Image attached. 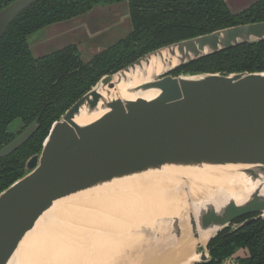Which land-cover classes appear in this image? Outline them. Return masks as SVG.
<instances>
[{"label":"water","instance_id":"95a60500","mask_svg":"<svg viewBox=\"0 0 264 264\" xmlns=\"http://www.w3.org/2000/svg\"><path fill=\"white\" fill-rule=\"evenodd\" d=\"M34 1L0 9V40ZM262 41L264 21L231 25L103 75L53 123L26 173L0 193V264L15 262L20 243L47 215L84 198L156 187L167 204L175 206L177 196L186 204L184 216L130 230L138 239L107 264H147L183 237L208 239L194 246V264H201L212 259L209 244L219 231L242 217L251 216L245 224L264 218V72L172 73ZM37 127L38 119L0 149V158Z\"/></svg>","mask_w":264,"mask_h":264},{"label":"trees","instance_id":"16d2710c","mask_svg":"<svg viewBox=\"0 0 264 264\" xmlns=\"http://www.w3.org/2000/svg\"><path fill=\"white\" fill-rule=\"evenodd\" d=\"M13 0H0V9ZM127 3L132 31L85 61L76 43L34 57L29 36L96 6ZM264 21V0L233 12L225 0H35L7 28L0 40V149L14 139L8 126L39 119L34 136L0 159V193L26 173L27 160L42 150L53 123L105 74L113 73L166 44L247 22ZM264 72V41L217 52L173 70L198 72ZM245 217L237 221L243 222ZM244 249L239 264H264V218L235 230L225 227L209 244L220 264Z\"/></svg>","mask_w":264,"mask_h":264},{"label":"bare ground","instance_id":"6f19581e","mask_svg":"<svg viewBox=\"0 0 264 264\" xmlns=\"http://www.w3.org/2000/svg\"><path fill=\"white\" fill-rule=\"evenodd\" d=\"M160 70L158 65L156 71ZM185 208L181 196L175 198V206L167 204L163 189L156 187L80 199L47 215L20 243L13 264H107L138 239L130 230L161 226L171 214L184 216ZM207 240L183 237L178 248L147 264H194L200 260L194 246Z\"/></svg>","mask_w":264,"mask_h":264},{"label":"rangeland","instance_id":"374dc122","mask_svg":"<svg viewBox=\"0 0 264 264\" xmlns=\"http://www.w3.org/2000/svg\"><path fill=\"white\" fill-rule=\"evenodd\" d=\"M255 1L258 0H233V3H231V0L228 2L225 0L233 12H240L247 9ZM107 7L108 9H105L103 6H96L86 14L35 31L29 36L33 56L40 57L65 45L72 44L82 37L83 41L80 44V51L83 59L87 61L98 52L128 36L132 31V25L127 3L121 2ZM64 27L69 28L70 31L72 28L74 30L65 35L63 34ZM79 27L81 28L78 29ZM49 35H55L56 39L53 42L54 44L50 47H46L44 44L39 46L41 44L40 40ZM21 125L22 121L16 119L10 124L9 131L17 133ZM240 253L244 254L242 251ZM228 264H237V259H232Z\"/></svg>","mask_w":264,"mask_h":264},{"label":"flooded vegetation","instance_id":"af4514ba","mask_svg":"<svg viewBox=\"0 0 264 264\" xmlns=\"http://www.w3.org/2000/svg\"><path fill=\"white\" fill-rule=\"evenodd\" d=\"M18 119H20V118H18ZM38 119V118H37ZM16 120V119H15ZM14 120V121H15ZM21 121H22V125L20 126V128L18 129L19 131L17 132V133H13V132H11V133H13L14 134V139L19 135V134H21L29 125H31V124H29V125H26L24 122H23V120L22 119H20ZM12 123V122H11ZM10 123V124H11ZM10 124H9V126H10ZM9 126H8V130H9ZM38 126H39V119H38ZM37 129H38V127H37ZM37 132V130L34 132V134ZM34 134L30 137V139L34 136ZM13 139V140H14ZM29 139V140H30ZM12 140V141H13ZM28 140V141H29ZM27 141V142H28ZM27 142H25L21 147H19L18 149H16L15 151H13L12 153H10L9 155H11V154H13L14 152H16L17 150H19L20 148H22ZM10 143V142H9ZM8 143V144H9ZM6 146V145H5ZM4 146V147H5ZM2 149V148H1ZM9 155H6V156H4V157H7V156H9ZM4 157H1L0 159H2V158H4ZM255 216V215H254ZM251 216H249V217H245L246 218V220H247V218H250ZM243 218V217H242ZM240 219V218H239ZM239 219H237V220H239ZM237 220H235L234 222H232L228 227H230L232 230H235L237 227H239V226H241V225H249V224H245V221L246 220H244L243 222H240V221H237ZM236 224V225H235ZM232 226H235V227H233L232 228ZM243 252L244 253V249H240V250H238L237 252H236V254L235 255H232V256H229V257H227L226 259H224L220 264H228L229 262H231V260L232 259H234V258H236L237 259V264H239L240 263V261H239V257L240 256H244L245 255V253L244 254H242V253H240V252Z\"/></svg>","mask_w":264,"mask_h":264},{"label":"crops","instance_id":"0c3cea01","mask_svg":"<svg viewBox=\"0 0 264 264\" xmlns=\"http://www.w3.org/2000/svg\"><path fill=\"white\" fill-rule=\"evenodd\" d=\"M228 1H230V0H227V2ZM259 1V0H258ZM256 2V1H255ZM231 3H233V0H231ZM237 6H239L238 4H236ZM246 5V4H245ZM109 6V5H108ZM100 7V6H99ZM105 9H108V7H107V5L106 6H103ZM107 7V8H106ZM243 7H245V6H243ZM242 8V7H241ZM241 8H239V9H241ZM66 27V26H65ZM64 27V28H65ZM81 27H79L78 29H80ZM74 30V28H72V30L70 31V29L68 28H65V29H63V34H65V35H67V34H69V33H71L72 31ZM59 37V36H58ZM90 38V37H89ZM55 35H49L48 37H44L43 39H41L40 41H41V44L39 45V46H42L43 44L46 46V47H50V46H52L54 43V41H55ZM82 37L80 38V39H78L77 41H74V43H76L77 45H78V47H79V50H80V44L82 43Z\"/></svg>","mask_w":264,"mask_h":264}]
</instances>
